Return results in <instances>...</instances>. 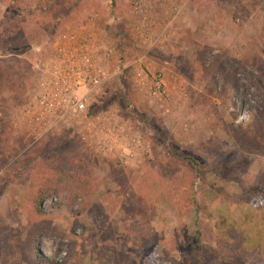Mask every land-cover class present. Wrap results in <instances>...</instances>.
Returning a JSON list of instances; mask_svg holds the SVG:
<instances>
[{
  "label": "rangeland",
  "instance_id": "rangeland-1",
  "mask_svg": "<svg viewBox=\"0 0 264 264\" xmlns=\"http://www.w3.org/2000/svg\"><path fill=\"white\" fill-rule=\"evenodd\" d=\"M69 26L99 32L115 76L47 131L36 66ZM0 67V264H264V0H0ZM63 173L89 186L30 222L28 193Z\"/></svg>",
  "mask_w": 264,
  "mask_h": 264
},
{
  "label": "built area",
  "instance_id": "built-area-1",
  "mask_svg": "<svg viewBox=\"0 0 264 264\" xmlns=\"http://www.w3.org/2000/svg\"><path fill=\"white\" fill-rule=\"evenodd\" d=\"M36 66V87L28 106L34 119L47 125V131L73 120L87 118L96 100L103 98L115 73L109 69L114 49L99 32L85 26H69L52 41V50ZM142 58L137 62H142ZM139 73L138 86L146 84ZM154 75V94L160 92L162 79ZM85 130L100 124V115L87 120Z\"/></svg>",
  "mask_w": 264,
  "mask_h": 264
},
{
  "label": "trees",
  "instance_id": "trees-1",
  "mask_svg": "<svg viewBox=\"0 0 264 264\" xmlns=\"http://www.w3.org/2000/svg\"><path fill=\"white\" fill-rule=\"evenodd\" d=\"M39 37L40 36L37 37V35H35V32L32 31L31 35L28 38V41L35 43V40L39 39ZM19 38L20 39L18 40H20L21 42L19 45H16L15 47L21 48L26 45L28 46L29 42L27 43L22 42V34L19 35ZM7 72H8L7 73V77H8L11 73L10 69ZM2 74H3V71L0 70V76H2ZM238 92H239L238 88L236 87V93ZM252 132L253 131L249 129L245 132H237L235 136L239 140H241V142H243L241 143V146L244 149L249 148L250 146L254 147L256 145V151H260L261 146H260V142L258 141L259 138L255 134L254 136H251ZM88 186H89V181L86 180L85 178H82L79 175L72 174V173H63V174L56 175L53 180L42 183L39 186L41 188L38 191H35V187L34 189L32 188L33 190H31L27 195V201L32 206V209H31L32 212L30 213V218L28 217L30 222L34 221V219L40 220L46 217L44 211L42 210V204L45 201V198L53 194L54 191H59V192L68 191L70 193H76L79 191H84V189H86ZM31 214L32 215L35 214L34 216L35 218ZM196 240H197V245L201 250V254H203L204 251L213 250L211 247L203 243L202 236L200 235L199 232L197 233ZM221 249H223V247H221ZM201 260L200 261L198 260V263L201 262Z\"/></svg>",
  "mask_w": 264,
  "mask_h": 264
},
{
  "label": "crops",
  "instance_id": "crops-1",
  "mask_svg": "<svg viewBox=\"0 0 264 264\" xmlns=\"http://www.w3.org/2000/svg\"><path fill=\"white\" fill-rule=\"evenodd\" d=\"M3 264V263H2ZM9 264H22V263H20L19 261H17L16 259H10L9 260Z\"/></svg>",
  "mask_w": 264,
  "mask_h": 264
}]
</instances>
